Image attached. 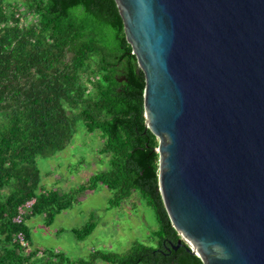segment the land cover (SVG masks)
<instances>
[{
	"label": "trees",
	"instance_id": "1",
	"mask_svg": "<svg viewBox=\"0 0 264 264\" xmlns=\"http://www.w3.org/2000/svg\"><path fill=\"white\" fill-rule=\"evenodd\" d=\"M143 89L114 0H0V264H202L178 244L162 205L158 142L145 126ZM77 123L99 133L107 169L68 194L39 192L36 159L66 148ZM99 185L111 193L108 208L134 194L144 200L158 225L155 247L134 242L125 254L93 251L75 262L31 248L23 220L13 222L33 201L31 216L49 225ZM90 218L73 230L77 240L94 230ZM19 233L26 247L14 241Z\"/></svg>",
	"mask_w": 264,
	"mask_h": 264
},
{
	"label": "water",
	"instance_id": "2",
	"mask_svg": "<svg viewBox=\"0 0 264 264\" xmlns=\"http://www.w3.org/2000/svg\"><path fill=\"white\" fill-rule=\"evenodd\" d=\"M114 2L178 244L202 264H264V0Z\"/></svg>",
	"mask_w": 264,
	"mask_h": 264
},
{
	"label": "rangeland",
	"instance_id": "3",
	"mask_svg": "<svg viewBox=\"0 0 264 264\" xmlns=\"http://www.w3.org/2000/svg\"><path fill=\"white\" fill-rule=\"evenodd\" d=\"M5 1L19 3V0ZM27 15L25 21L31 19V14ZM101 146L98 132L87 133L83 125L77 123L66 148L51 157L36 159L40 173L38 191L54 189L68 194L86 184L92 175L106 170L108 159L100 153ZM110 197V191L99 185L92 193L81 195L69 209L54 216L49 225L45 224L42 215L31 216L28 207L22 209V215L27 216L23 223L29 229L31 248L60 253L76 262L87 261L92 251L125 254L134 242L155 247L154 233L158 225L152 209L144 200L134 194L119 208H108ZM90 216L96 222L94 230L85 239L77 240L73 230L83 227Z\"/></svg>",
	"mask_w": 264,
	"mask_h": 264
},
{
	"label": "built area",
	"instance_id": "4",
	"mask_svg": "<svg viewBox=\"0 0 264 264\" xmlns=\"http://www.w3.org/2000/svg\"><path fill=\"white\" fill-rule=\"evenodd\" d=\"M32 203H33V201L28 202V203L25 204L24 207L19 208V209H18V214H17V216L13 219V222H15V223H21L22 220H23V217H24V215H22V214H23L22 209H24V208L26 209V208L28 207V208H29V211H30V206H31ZM15 240L18 241L23 247H26V246H27V243L24 241V239H23V235H22L21 233L17 234V235L14 237V241H15Z\"/></svg>",
	"mask_w": 264,
	"mask_h": 264
},
{
	"label": "crops",
	"instance_id": "5",
	"mask_svg": "<svg viewBox=\"0 0 264 264\" xmlns=\"http://www.w3.org/2000/svg\"><path fill=\"white\" fill-rule=\"evenodd\" d=\"M88 193H92V192H88ZM79 199H80V198H79ZM81 200H83V198H82ZM81 200H80V201H81ZM78 201H79V200H78ZM118 208H119V207H118ZM43 217H44V216H43ZM42 219H44V218H42ZM27 228H28V227H27ZM29 239H30V237H29ZM92 252H93V251H92ZM96 263H97V262H96ZM96 263H95V264H96ZM97 264H98V263H97Z\"/></svg>",
	"mask_w": 264,
	"mask_h": 264
}]
</instances>
